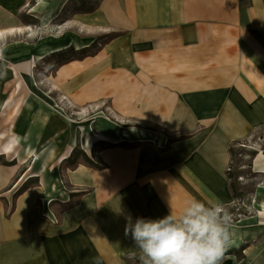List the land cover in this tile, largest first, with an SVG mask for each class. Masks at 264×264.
I'll return each mask as SVG.
<instances>
[{
	"label": "crops",
	"instance_id": "crops-1",
	"mask_svg": "<svg viewBox=\"0 0 264 264\" xmlns=\"http://www.w3.org/2000/svg\"><path fill=\"white\" fill-rule=\"evenodd\" d=\"M72 22L76 51L121 35L48 81L80 118L66 128L44 106L53 118L28 121L24 150L17 137V158L0 157V264L141 257L126 218L178 216L192 198L235 205L230 148L264 128V0H103ZM83 154L102 168H71ZM252 167L264 179L263 151ZM231 230L241 256L221 264H264V183Z\"/></svg>",
	"mask_w": 264,
	"mask_h": 264
},
{
	"label": "rangeland",
	"instance_id": "rangeland-1",
	"mask_svg": "<svg viewBox=\"0 0 264 264\" xmlns=\"http://www.w3.org/2000/svg\"><path fill=\"white\" fill-rule=\"evenodd\" d=\"M2 1L10 7H13L20 1H23L24 5L17 9L15 13H12L4 7L5 10L1 11L3 15L11 19V23L0 24V32L4 33V37L0 34V133L5 134V137L0 140V145L8 142L11 135H13L20 140L16 150H24L23 148L27 145V143L24 142V138H28L30 135L34 134V128L31 127L33 122L28 121H31V119L42 120V117L48 121L50 118H53V115H49L48 113H50L51 109L56 113L54 103L58 104L67 114L65 118L66 122H68L65 126L66 128L71 127L74 119H78V111L71 109L70 104L66 103L63 99L53 97L52 94H50V88L52 87L48 81L51 80L59 64L74 57H81L87 53H93L95 48H97V44L90 48L76 51L74 40H77V36L74 33L75 28L72 24L75 15L73 12L77 3L83 0H74V4L67 6L66 9H64V7L69 0H46V4L40 7V13L43 16L42 19H38L34 14L29 12L31 7H37L40 0ZM64 1L66 2L60 13H55L54 7L60 6ZM84 1L95 2L97 0ZM62 10L64 11L62 12ZM11 27H20V29L11 31ZM65 33L72 37V48L65 49L63 50L64 52L57 55H47L42 60L32 65L30 70L36 85L33 86L31 80L30 83L25 82V90L23 91L25 94L24 103H20V106L16 109L17 111L13 110L15 105L14 100L18 98V91L16 93L14 92L16 78H14L9 70L10 67H8V65L10 66L11 64L6 66L3 63V56L6 49L10 47L24 48L29 45L32 46L33 44L39 43L41 39H48L52 36L57 37ZM82 37L84 38L86 36L82 35ZM100 42L102 46L106 40H101ZM14 66H16V64H14ZM29 87L34 88L31 91ZM50 97L52 99H50ZM44 106H47L50 110L47 111L45 108L44 111H47L45 112L46 114L41 115V110ZM13 111L16 112L12 119L11 115ZM14 127L15 129H13ZM35 128H37V125H35ZM233 148L234 156L230 167V173H232V175L239 174L237 178H235V176L232 177V182H236L239 191L244 193L239 207L245 212L247 211V203L251 199L256 185L258 183H264V179L258 176L254 171L252 167L253 158L249 155L253 150H264V128L256 130L249 138L242 140L238 144H234Z\"/></svg>",
	"mask_w": 264,
	"mask_h": 264
},
{
	"label": "clouds",
	"instance_id": "clouds-1",
	"mask_svg": "<svg viewBox=\"0 0 264 264\" xmlns=\"http://www.w3.org/2000/svg\"><path fill=\"white\" fill-rule=\"evenodd\" d=\"M126 219L125 236L140 250L141 264H221L235 235L227 210L195 198L178 216L171 210L162 218Z\"/></svg>",
	"mask_w": 264,
	"mask_h": 264
},
{
	"label": "bare ground",
	"instance_id": "bare-ground-1",
	"mask_svg": "<svg viewBox=\"0 0 264 264\" xmlns=\"http://www.w3.org/2000/svg\"><path fill=\"white\" fill-rule=\"evenodd\" d=\"M46 4V0H40L37 4V7H31L29 9V12L31 14H34L38 19H42L43 16L40 13V7L44 6ZM10 19L9 17L3 15L0 12V24H9ZM29 28V27H28ZM0 34L4 37V33L0 32ZM72 37L68 35L67 33L62 34L60 36H52L51 38L48 39H41L39 43L33 44L32 46H25L23 47H10L7 48L5 51V54L3 56L4 61L3 63L7 66L8 62L10 59L17 61L16 66L14 64L8 65L9 70L11 71L12 75L15 80V87H14V92L17 93L18 98L14 100V107L13 110H16L19 106L20 103L24 101L25 94V82H29L31 80V84L33 86L36 85L34 78L31 73V67L37 61L42 60L45 56L50 55L54 52H58L67 46H69L72 42ZM19 44V43H18ZM13 95V93H12ZM55 109L61 113L62 115H65L64 110L56 103H54ZM17 111V110H16ZM16 111L12 112L11 118L13 119V115L15 114ZM66 116V115H65ZM5 137L4 133H0V140H2ZM18 139L11 135L9 138L8 142L3 144L0 147V157L3 155H13V158H17L18 152L14 150L16 142ZM15 151V152H14Z\"/></svg>",
	"mask_w": 264,
	"mask_h": 264
},
{
	"label": "trees",
	"instance_id": "trees-1",
	"mask_svg": "<svg viewBox=\"0 0 264 264\" xmlns=\"http://www.w3.org/2000/svg\"><path fill=\"white\" fill-rule=\"evenodd\" d=\"M103 0H97V1H95V2H85L84 0L83 1H80L79 3H77V6L74 8V14H87V13H93V12H95L98 8H99V6H100V4H101V2H102ZM71 4H74V0H69L68 1V3L65 5V7H64V9H66L67 8V6H69V5H71ZM0 5L2 6V7H4V8H6L7 10H9V11H11L12 13H15L16 12V10L17 9H19L20 7H22L23 5H24V2L23 1H20V2H17L13 7H10V6H8L6 3H4L2 0H0ZM75 6V5H74ZM64 10H62V12H63ZM119 35H121V33H114V34H111V35H107V36H103V37H101V38H98V39H96L97 41H95L91 46H94L95 44H97V48H95V50H94V52L93 53H87L86 54V56L87 55H93V54H95V53H97L98 51H99V49H100V47H102L101 46V40H106V42H108L109 40H111L112 38H114V37H117V36H119ZM105 42V43H106ZM90 46V47H91ZM90 47H88V48H90ZM69 48H72V47H69ZM84 49H86V48H84ZM84 49H82V50H84ZM62 52H64L63 50H61V51H58V52H55V53H52V55H57V54H60V53H62ZM84 56V55H83ZM82 57V56H81ZM61 64H59L58 66H60ZM191 135H189V136H187V135H185V136H180L179 137V139H183V138H188V137H190ZM173 140V139H172ZM241 141H237L236 143H234V144H238V143H240ZM94 148V147H93ZM95 149V148H94ZM230 152H231V155H232V159H233V156H234V148H233V146L230 148ZM259 153V151L258 150H253V151H251L250 153H249V155L253 158V157H255L257 154ZM263 153H264V150H263ZM83 158H82V161L80 162V161H78V158L76 159V160H74L72 163H71V165H70V167L72 168H74V167H77L80 163H82V162H84V163H86V164H90V165H93L94 167H96V168H102V166H100V165H97V164H95L94 162H92V160H91V158H89L86 154H83V156H82ZM66 161V160H65ZM231 172V170H229L228 171V177H229V179H230V189H231V192H232V195H233V197H234V199H235V201H236V204L235 205H233V206H228V207H224V209L225 210H227V212L231 215V217H232V220L233 221H236L238 218H239V216H241V215H246L247 214V211H245V212H243L242 210V208H240L239 207V203L242 201V198L244 197V193L243 192H240L239 191V187H238V185L236 184V182H232V177L233 176H235V178H237V176L239 175V174H235V175H232V173H230ZM26 189V187H23V188H21L20 190H19V193H21V192H23L24 190ZM228 255H237L238 257H240L241 256V250H229V249H227V251H226V253H225V255H224V257H226V256H228ZM223 257V258H224ZM127 264H141V259H140V256H132V257H130L129 259H127Z\"/></svg>",
	"mask_w": 264,
	"mask_h": 264
}]
</instances>
